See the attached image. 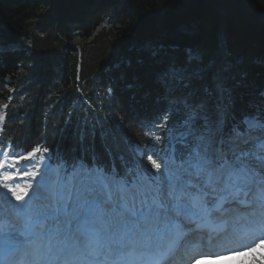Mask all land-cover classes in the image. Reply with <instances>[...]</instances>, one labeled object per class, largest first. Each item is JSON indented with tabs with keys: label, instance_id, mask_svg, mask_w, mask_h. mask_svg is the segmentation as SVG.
<instances>
[{
	"label": "trees",
	"instance_id": "1",
	"mask_svg": "<svg viewBox=\"0 0 264 264\" xmlns=\"http://www.w3.org/2000/svg\"><path fill=\"white\" fill-rule=\"evenodd\" d=\"M223 10L214 0H0V47L32 46L0 53L2 147L48 149L68 169L152 171L147 157L170 152L169 129L184 119L166 84L187 62L207 69L197 79L213 110L224 106L225 129L243 126L264 112V25ZM223 52L221 99L210 70Z\"/></svg>",
	"mask_w": 264,
	"mask_h": 264
},
{
	"label": "snow or ice",
	"instance_id": "2",
	"mask_svg": "<svg viewBox=\"0 0 264 264\" xmlns=\"http://www.w3.org/2000/svg\"><path fill=\"white\" fill-rule=\"evenodd\" d=\"M205 71L194 66L171 70L166 88L171 105L183 112L184 119L177 128L169 129V139L174 143L164 158L163 171L161 163L151 156L148 159L155 173L133 166L123 178H117L115 168L111 176H105L102 169L89 171L80 161L73 167L84 176L74 186H60L58 204H34L35 200L47 199L40 197L39 189L47 182L52 159L48 156L40 161L43 171L31 194L23 187L18 189L20 194L11 188L10 209L0 203V243L8 232L9 246L28 256L25 264H176L179 242L188 233L222 230L242 210L255 214L259 206L264 212V112L244 118L247 131L234 125L226 132L224 106L217 103L214 111L213 93L197 79ZM215 91L222 99L225 89L218 72ZM256 129L262 134L254 135ZM175 144L183 145L182 150L177 152ZM39 151L13 159L17 163L33 162ZM106 151L111 155V149ZM0 169L7 170V166L0 165ZM26 175L24 170L16 174L13 169L3 179L19 185ZM13 197L21 203L12 202ZM10 214L23 217L25 229L9 228L6 217ZM45 220L53 221L46 230ZM255 240L259 243L242 254H252L248 264H257L259 247V264H264V228ZM164 245L165 259H139Z\"/></svg>",
	"mask_w": 264,
	"mask_h": 264
},
{
	"label": "bare ground",
	"instance_id": "3",
	"mask_svg": "<svg viewBox=\"0 0 264 264\" xmlns=\"http://www.w3.org/2000/svg\"><path fill=\"white\" fill-rule=\"evenodd\" d=\"M6 161L8 162V163H6V166H9V164H10L12 168L14 167L13 165L18 164L14 159H8ZM32 166H33V164H32ZM22 170L26 171L29 175L24 176V178L22 179L20 184L17 185L15 183H8L7 181H5L3 179V176L7 175L8 171H11L10 168H7V170L0 169V188L3 189V191H0V203H3L6 208L10 209V202L8 200V197L12 196V193L10 191H8V189L16 188L17 194H20L18 189L20 187H23L25 189H29V194H31L32 189L35 187V181L40 179V173H41V171H43V169L38 170V168H36V167L33 168V167L27 166V167H24L21 169L18 167L15 170V173L19 174V173H21ZM33 172L36 173L35 177L31 176V173H33ZM49 178H55L54 181H57L59 179V174H56V172L54 170H52L50 167L48 169L46 181H48ZM77 183H78V180L76 181L75 184H77ZM57 187H58L57 183L47 185V182H46V184H44L40 187L39 192H40V190H46L47 189L48 192H50V193H56L57 189H58ZM5 192L8 193L7 196H5ZM25 199H27V197ZM59 201H60L59 199L54 198L52 200V202L49 204L55 205V204H58ZM12 202L17 203L14 200V197L12 198ZM18 203H21V202H18ZM33 203L34 204H40V203H37L36 200L33 201ZM256 210H259V207H257ZM243 213H244V211L242 210L240 212V215L242 216ZM6 220L9 221V223L13 224L17 229L23 230L26 227V222H25V219L23 217H22V219H18V217L16 215L10 214L6 217ZM51 223H53V221L45 220L43 222L44 230H46L47 226ZM248 223L249 224L246 225L247 231H249V228L251 226H253L252 228H254L255 225H258L260 227L262 221L255 219V218H252L250 221H248ZM36 230L41 231L40 226H37ZM228 237L229 236H226L225 238H228ZM230 239L231 238L226 239V240L219 242V243H212L214 246H213V250L210 252H206L204 246L200 247L198 249L199 251L196 252V250H193L192 247L189 246L190 244L193 246L195 243L193 237L189 235L188 241H187V245L189 246V250H187L184 254L192 255L193 253H200L202 255V258L200 260L194 262L193 264H248V262L252 259V254L243 255L242 253H244L247 250V248L254 247L255 244L259 243V241L255 240V238H252L251 240L254 241V243H251V242L246 243L245 238H240L238 240H240L242 242V244H240L239 246H230L231 245L230 243L237 242V239H232V240H230ZM242 245H244V246H242ZM226 246H230V247L225 249ZM260 252H261V249L259 247H257L256 253H255L257 264H259ZM236 253H241V254L237 255ZM190 261L192 262V260H190Z\"/></svg>",
	"mask_w": 264,
	"mask_h": 264
},
{
	"label": "rangeland",
	"instance_id": "4",
	"mask_svg": "<svg viewBox=\"0 0 264 264\" xmlns=\"http://www.w3.org/2000/svg\"><path fill=\"white\" fill-rule=\"evenodd\" d=\"M215 3L223 10L224 8L228 7L230 8L233 12H239L244 18L245 20L250 24V25H256V26H263L264 25V0H214ZM108 20V19H107ZM31 41L28 40H21L20 42H18L17 44L8 46V47H0V53H13V52H19V51H24L26 53H30L31 52ZM188 56L190 60L196 59V61H200V57L198 55V53L195 52H191L188 51ZM187 66L186 67H191V65L187 62L186 63ZM200 68V67H198ZM223 68V64L220 63V59H218V62L213 66H212V70L211 73L213 75V87L215 89V77L217 72L219 73V75L222 78L223 81V85L227 82L226 81V77H224V75L221 74V69ZM219 69V70H217ZM9 81L4 80L3 84H7ZM219 93V92H217ZM220 94V93H219ZM264 105V104H262ZM3 108L0 104V111H2ZM215 111V110H214ZM3 113L0 115V123H3ZM243 128L239 126L240 131H247L248 130V126L246 124L243 123ZM160 126H163V124H161ZM232 130V129H231ZM231 130L225 131L226 132H231ZM254 135H261V131L259 129H256L253 131ZM139 150V151H138ZM135 151L138 154V156L142 157L141 153H144L142 151L141 148L139 147H135ZM16 155H20L23 156V154H21L20 152L18 154H12L11 152H9L8 150L3 152L2 156L0 157V161L1 164L6 165V163H8L6 160L8 159H13L14 156ZM51 156L49 153H45L44 151L39 152L38 155L33 157V162L30 161H21L20 163L13 165L14 167L12 168L11 165L9 164V166H7V168H10V170H16L18 167L24 168L27 166L30 167H36L43 169V165L42 163H40V161L43 160H47V157ZM165 156H162V153L156 152L155 155V159L158 163H161V171H163V161H164ZM52 162V166L51 169L54 170L56 172V174H59V179L57 181H54L55 178H53V182L54 184H58V189L60 188L61 185H64L66 188L67 187H71L74 186V184L76 183V181L81 180L82 177L84 176V172L83 171H78L77 168H75L71 174L66 178V180L62 183L63 180L62 176L64 174L65 171V167H60V165H55L57 162L55 160V158L51 159ZM59 163V162H58ZM33 164V166H32ZM38 166V167H37ZM87 166V164H86ZM87 169L89 171H91V167L87 166ZM140 169V168H139ZM141 170V169H140ZM103 174L105 176H111L112 174H105L103 171ZM119 178V177H117ZM130 179V177H129ZM57 189V190H58ZM59 196V194H58Z\"/></svg>",
	"mask_w": 264,
	"mask_h": 264
},
{
	"label": "water",
	"instance_id": "5",
	"mask_svg": "<svg viewBox=\"0 0 264 264\" xmlns=\"http://www.w3.org/2000/svg\"><path fill=\"white\" fill-rule=\"evenodd\" d=\"M222 13L224 14V16H227V14L225 13V11L223 10Z\"/></svg>",
	"mask_w": 264,
	"mask_h": 264
}]
</instances>
